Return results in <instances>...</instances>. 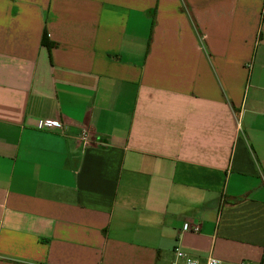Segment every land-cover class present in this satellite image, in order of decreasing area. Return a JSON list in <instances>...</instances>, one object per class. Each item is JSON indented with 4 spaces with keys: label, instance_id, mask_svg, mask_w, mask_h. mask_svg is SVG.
<instances>
[{
    "label": "crops",
    "instance_id": "crops-1",
    "mask_svg": "<svg viewBox=\"0 0 264 264\" xmlns=\"http://www.w3.org/2000/svg\"><path fill=\"white\" fill-rule=\"evenodd\" d=\"M176 248L264 264V0H0V264Z\"/></svg>",
    "mask_w": 264,
    "mask_h": 264
},
{
    "label": "built area",
    "instance_id": "built-area-1",
    "mask_svg": "<svg viewBox=\"0 0 264 264\" xmlns=\"http://www.w3.org/2000/svg\"><path fill=\"white\" fill-rule=\"evenodd\" d=\"M39 128L47 129V130H57L60 131L61 133H64L66 126L62 121L59 120H44L40 122ZM79 141L85 146L91 142V133L88 128L83 127L81 129V133L79 135ZM199 230L200 228L198 226L192 227V231L194 232H198ZM174 254L177 260H181L183 264H222L221 260L214 257H210L207 259L205 263H202L199 259L189 256L180 248H176ZM238 264H254V263L248 261H242L239 262Z\"/></svg>",
    "mask_w": 264,
    "mask_h": 264
},
{
    "label": "trees",
    "instance_id": "trees-1",
    "mask_svg": "<svg viewBox=\"0 0 264 264\" xmlns=\"http://www.w3.org/2000/svg\"><path fill=\"white\" fill-rule=\"evenodd\" d=\"M43 44L45 45V46H47L48 48H49V50H51L54 46H55V44L54 43H52L50 40H49V38L47 37V35L46 34H44V37H43Z\"/></svg>",
    "mask_w": 264,
    "mask_h": 264
}]
</instances>
